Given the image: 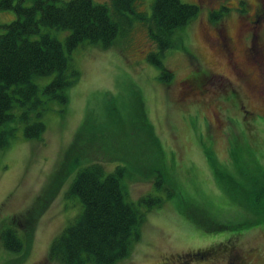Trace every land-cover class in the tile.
Segmentation results:
<instances>
[{
    "label": "rangeland",
    "instance_id": "obj_1",
    "mask_svg": "<svg viewBox=\"0 0 264 264\" xmlns=\"http://www.w3.org/2000/svg\"><path fill=\"white\" fill-rule=\"evenodd\" d=\"M93 1L114 15L112 0ZM155 1L140 0L136 10L151 17ZM182 1L199 12L174 31L162 65L149 59L158 47L134 17L112 47L83 41L72 51L80 75L65 89L66 103L43 93L55 74L35 78L46 100L41 117L31 110L46 125L41 137L25 136V107L15 101L13 119L0 128L12 131L6 145L0 141V264H63L49 258L51 244L84 209L67 192L95 161L106 173L124 168L129 201L160 200L140 206L141 239L116 264H226L234 252L264 264V15L256 44L238 38L259 9L264 14V0ZM16 18L0 9V34ZM224 28L232 58L214 39ZM43 31L62 42L71 32ZM9 228L23 240L19 251L4 245Z\"/></svg>",
    "mask_w": 264,
    "mask_h": 264
},
{
    "label": "trees",
    "instance_id": "obj_2",
    "mask_svg": "<svg viewBox=\"0 0 264 264\" xmlns=\"http://www.w3.org/2000/svg\"><path fill=\"white\" fill-rule=\"evenodd\" d=\"M31 1V6H25L21 0L17 4L15 0H0V9H14L17 15L5 25L7 31L0 34V128L13 119L12 110L18 101L25 107L21 118L26 123L24 132L29 139L41 137L46 130L42 120L31 117V110L38 109L36 115L41 117L46 110V100L67 102L65 89L80 75L70 66L69 55L83 41L108 49L120 34L132 27L135 17L147 24L158 47V53L150 54L149 59L162 65L158 56L173 47L174 31L199 12L198 5L182 0H156L153 14L148 17L136 10V2L140 0H112L113 18L106 4L93 0ZM221 11H212L211 16H221ZM43 27L71 32L62 42L44 32ZM162 71L169 82L172 73L165 67ZM53 74L55 77L43 88L46 95L43 100L35 78ZM11 133L0 131L1 144H7ZM123 175V167L106 173L104 165L98 161L79 171L67 196H79L84 209L53 240L50 259L63 264H116L131 255L134 244L141 239V227L145 222L146 214L140 206L147 203L152 208L153 204L158 206L160 200L145 197L138 204L129 201V193L122 184ZM258 209L264 215V208L258 206ZM2 238L7 249L19 251L24 246L13 228L5 230ZM193 255L204 256L201 252Z\"/></svg>",
    "mask_w": 264,
    "mask_h": 264
},
{
    "label": "flooded vegetation",
    "instance_id": "obj_3",
    "mask_svg": "<svg viewBox=\"0 0 264 264\" xmlns=\"http://www.w3.org/2000/svg\"><path fill=\"white\" fill-rule=\"evenodd\" d=\"M263 15H264L263 14V9L262 10L259 9V12L254 16L253 20L249 21L250 25H247V23L243 24L244 26L241 27V29L239 30L238 38L241 39V40L243 38V39L248 40L250 42L252 41L253 43L256 44L257 25L262 20ZM251 24H254V25L251 26ZM248 26H250V27H248ZM217 33H218V38L214 37V39L217 41V46L219 47L218 50L220 52H222V53H226L228 55V57L232 58V52H233V51H231L232 50V43H233L232 37L230 35H228V32L226 31V28H224V29H222L220 31H217ZM248 33H250V34L248 35ZM247 37H250V39H247ZM248 49H250V48L246 45V53L249 52ZM257 54L258 53H256V55ZM231 60L232 59H230V62H232ZM194 78H195V81H196L197 77H194ZM190 80L195 85L194 79L191 78ZM226 264H247V263H246L245 259L242 256H240L238 253L234 252L233 256L228 258Z\"/></svg>",
    "mask_w": 264,
    "mask_h": 264
}]
</instances>
